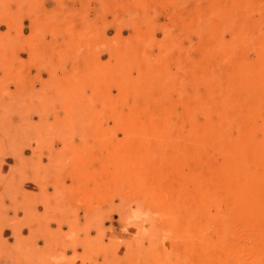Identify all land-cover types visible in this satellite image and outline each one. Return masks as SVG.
<instances>
[{
    "label": "rangeland",
    "instance_id": "obj_1",
    "mask_svg": "<svg viewBox=\"0 0 264 264\" xmlns=\"http://www.w3.org/2000/svg\"><path fill=\"white\" fill-rule=\"evenodd\" d=\"M0 264H264V0H0Z\"/></svg>",
    "mask_w": 264,
    "mask_h": 264
}]
</instances>
